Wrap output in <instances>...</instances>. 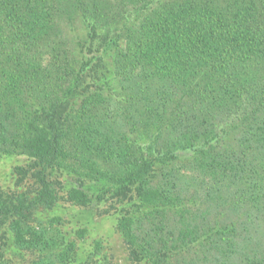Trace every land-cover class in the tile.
<instances>
[{
  "label": "trees",
  "instance_id": "trees-1",
  "mask_svg": "<svg viewBox=\"0 0 264 264\" xmlns=\"http://www.w3.org/2000/svg\"><path fill=\"white\" fill-rule=\"evenodd\" d=\"M111 106L125 145L97 128ZM0 155L36 166L39 187L0 196V228L17 217L16 244L48 264L77 259L25 224L57 205L53 171L135 192L136 260L264 264V0H0Z\"/></svg>",
  "mask_w": 264,
  "mask_h": 264
},
{
  "label": "rangeland",
  "instance_id": "rangeland-1",
  "mask_svg": "<svg viewBox=\"0 0 264 264\" xmlns=\"http://www.w3.org/2000/svg\"><path fill=\"white\" fill-rule=\"evenodd\" d=\"M105 66L111 68V51L102 55ZM76 100L72 106H74ZM117 107L100 110L97 115V128L109 129L112 140L125 145L130 136L126 114L115 112ZM106 131V130H105ZM37 167L23 156L0 155V196L9 204H28L38 186L34 179ZM50 182L58 196L57 205L52 209L40 207L35 211H25V224L36 232L44 234L45 240L56 253L65 252L75 244L76 262L69 264H151L150 259L140 256L134 259L122 228L124 218L137 215L131 204L135 203L134 191H123L120 195L110 192L103 184H93L86 178H75L60 171L50 173ZM72 188L83 190L90 198L85 206L70 201ZM135 213V214H134ZM9 218L0 228V264H48L41 250L19 247L15 242L12 222ZM72 243V244H71ZM45 257H48L45 255ZM190 258L199 262L198 255ZM52 264H63L54 260Z\"/></svg>",
  "mask_w": 264,
  "mask_h": 264
}]
</instances>
